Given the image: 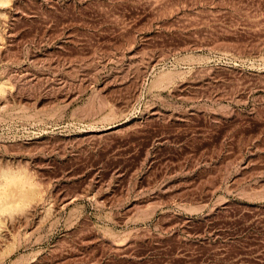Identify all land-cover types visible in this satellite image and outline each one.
<instances>
[{
    "label": "rangeland",
    "instance_id": "rangeland-1",
    "mask_svg": "<svg viewBox=\"0 0 264 264\" xmlns=\"http://www.w3.org/2000/svg\"><path fill=\"white\" fill-rule=\"evenodd\" d=\"M0 264H264V0H0Z\"/></svg>",
    "mask_w": 264,
    "mask_h": 264
}]
</instances>
